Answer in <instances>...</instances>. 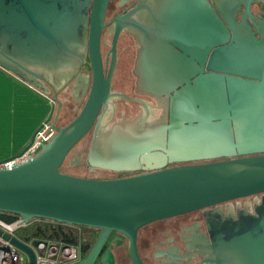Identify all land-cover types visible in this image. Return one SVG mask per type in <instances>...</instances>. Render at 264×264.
Listing matches in <instances>:
<instances>
[{
	"label": "water",
	"instance_id": "water-1",
	"mask_svg": "<svg viewBox=\"0 0 264 264\" xmlns=\"http://www.w3.org/2000/svg\"><path fill=\"white\" fill-rule=\"evenodd\" d=\"M93 1L87 100L68 125L50 126L54 134L29 159L0 167V213L133 238L146 224L262 195L255 215L217 209L208 227L214 264H264V15L250 12L264 0H159L152 21L181 38L182 53L164 42L160 52L144 51L137 68L138 87L164 101V116L141 131L126 123L107 133L98 113L112 96L111 75L103 79L97 46L108 0H0V68L46 97L68 84L85 64ZM87 87L78 76L75 101ZM91 128L85 166L143 173L110 181L60 173ZM0 237L35 263L23 243Z\"/></svg>",
	"mask_w": 264,
	"mask_h": 264
},
{
	"label": "flooded vegetation",
	"instance_id": "flooded-vegetation-1",
	"mask_svg": "<svg viewBox=\"0 0 264 264\" xmlns=\"http://www.w3.org/2000/svg\"><path fill=\"white\" fill-rule=\"evenodd\" d=\"M159 0H108L102 27L99 32L98 51L102 63L103 79L111 75V98L98 116L100 130L107 133L114 125L133 124L139 131L159 122L165 112L164 101H156L146 91L138 87L137 60L143 52H160L166 49L181 54L176 40V33L167 29V25L153 22L150 11H153ZM165 1V0H162ZM213 5L212 0H208ZM144 3L146 7L139 13L138 6ZM94 1L89 8V23L87 29V45L84 52L85 64L74 76L68 79V84L59 88H49L48 98L55 110L60 113L67 110L74 115L72 121L82 110L91 86L92 71L89 63V39L91 33L90 16ZM250 12L259 18L264 15V5L254 4ZM128 16L127 22L120 25L115 20ZM238 21L240 15L237 16ZM250 22V20L248 19ZM147 56V54H145ZM150 55V54H149ZM168 55H172L168 52ZM78 76L87 79L88 87L79 96L80 101L73 97V83ZM60 105V106H59ZM56 120L58 118L56 117ZM69 124V123H68ZM67 124V125H68ZM56 127V121L54 122ZM94 135L91 128L74 149L70 166L84 170L75 177L90 180H117L142 174L136 172H110L91 170L85 166L89 144ZM80 159V163L76 162ZM178 165H169L175 167ZM262 195L233 200L207 209L193 211L184 215L158 220L140 227L135 237L112 231L103 234L101 229L76 228L77 251L76 259L66 264H214L215 258L212 240L209 233L208 220L211 212L220 209L224 215L232 212H247L255 215V206L259 204Z\"/></svg>",
	"mask_w": 264,
	"mask_h": 264
},
{
	"label": "crops",
	"instance_id": "crops-1",
	"mask_svg": "<svg viewBox=\"0 0 264 264\" xmlns=\"http://www.w3.org/2000/svg\"><path fill=\"white\" fill-rule=\"evenodd\" d=\"M50 102L48 97L0 68V167L22 157L33 137L49 122L53 115ZM31 115L34 124L30 122ZM28 117L29 121L24 120Z\"/></svg>",
	"mask_w": 264,
	"mask_h": 264
},
{
	"label": "built area",
	"instance_id": "built-area-1",
	"mask_svg": "<svg viewBox=\"0 0 264 264\" xmlns=\"http://www.w3.org/2000/svg\"><path fill=\"white\" fill-rule=\"evenodd\" d=\"M53 134L54 130H50L49 128L37 133L34 142L27 148L22 157L16 161L29 159L43 144L48 142ZM13 162L5 165L10 166ZM36 221L33 220L25 224L20 218L11 223L0 219V230L27 246L33 252L35 258L34 264H63L64 262L74 261L76 259V245L34 238L23 239L18 236V232ZM19 252L27 256L26 260ZM0 264H30V258L25 252L0 237Z\"/></svg>",
	"mask_w": 264,
	"mask_h": 264
},
{
	"label": "trees",
	"instance_id": "trees-1",
	"mask_svg": "<svg viewBox=\"0 0 264 264\" xmlns=\"http://www.w3.org/2000/svg\"><path fill=\"white\" fill-rule=\"evenodd\" d=\"M64 127V126H63ZM82 141H80L69 153L65 162L59 169V172L66 175H78L84 170L82 168H74L70 166L69 162L72 159V154L75 148H77ZM0 219L7 223L14 222L18 217L16 215L1 214ZM77 228V227H76ZM80 228V227H78ZM18 236L23 239H37V240H49L54 242H63L72 245H77V235L74 227L66 226L63 224H57L51 221L39 220L29 225L27 228L18 232Z\"/></svg>",
	"mask_w": 264,
	"mask_h": 264
},
{
	"label": "rangeland",
	"instance_id": "rangeland-1",
	"mask_svg": "<svg viewBox=\"0 0 264 264\" xmlns=\"http://www.w3.org/2000/svg\"><path fill=\"white\" fill-rule=\"evenodd\" d=\"M50 105L53 108V115H52L51 119L48 120L49 122L45 126H43L45 123L44 122L42 123L43 127L40 129L39 132H42L46 128H50V126H52L55 121H56V127L57 128H63V126L65 127L68 123H70L72 121L73 117H74V115L72 113H70L69 111H67V110H63L60 113H58V115H57V111L55 110L53 103H51ZM38 111H42L40 107H38ZM56 117L58 118V120H56ZM24 120H28L29 121V117L25 118ZM30 122L32 124H34V120L32 119V115H31V121ZM23 129H29V126H23ZM36 135L33 137L34 139H33L32 143L34 142V140L36 138ZM19 254H22V256L26 260L27 256L25 254L20 253V252H19ZM66 263L67 262H64L63 264H66Z\"/></svg>",
	"mask_w": 264,
	"mask_h": 264
}]
</instances>
